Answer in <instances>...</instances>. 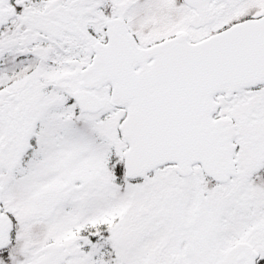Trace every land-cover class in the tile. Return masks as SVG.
<instances>
[{
	"label": "snow or ice",
	"instance_id": "snow-or-ice-1",
	"mask_svg": "<svg viewBox=\"0 0 264 264\" xmlns=\"http://www.w3.org/2000/svg\"><path fill=\"white\" fill-rule=\"evenodd\" d=\"M0 264H264V0H0Z\"/></svg>",
	"mask_w": 264,
	"mask_h": 264
}]
</instances>
